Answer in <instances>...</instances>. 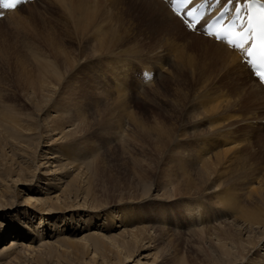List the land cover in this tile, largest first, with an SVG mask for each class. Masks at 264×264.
I'll list each match as a JSON object with an SVG mask.
<instances>
[{
	"label": "rangeland",
	"instance_id": "1",
	"mask_svg": "<svg viewBox=\"0 0 264 264\" xmlns=\"http://www.w3.org/2000/svg\"><path fill=\"white\" fill-rule=\"evenodd\" d=\"M49 1L25 4L0 19V51L27 53L33 49L27 48L28 44L36 43L57 66L63 61H78L59 86L35 92L29 83L37 77L31 67L14 72L0 64V264H264V244L252 250L258 251L252 253L259 254V260L251 263L245 257L239 263V257L228 259L219 254L213 231H196L231 221L235 213L217 203L214 188L209 187L197 199L180 197L183 187L190 191L197 188L196 184L189 188L194 184L189 182L196 178L192 171L198 165L188 170L192 178L187 179V187L182 186L181 174L172 164L184 163L180 159L187 152L195 156L202 148L210 153L215 146L230 147L237 137H202L210 128L204 118L189 126L184 124L187 127L182 125V137L174 136L165 150L152 133L162 124L176 132L168 111L173 114L174 110L176 118L192 119L194 109L182 117L180 108L175 107L184 100L181 93L188 97L186 110L189 104L194 108L202 98L212 100L211 96L216 95L210 85L195 101L199 88L194 91L196 85L186 73L172 71L183 45L181 35H168L156 27L145 29L144 22L138 23L134 17L135 0H89L95 6L94 19L87 21L84 30L75 27L67 14V7L76 0L61 5ZM92 30L103 36L105 48H112L113 53L110 50L95 59L85 58L96 52ZM154 62L161 66L157 68ZM141 66L155 67L154 82H138L136 75ZM63 100L69 103L61 104ZM6 110L17 115L13 127L5 121L3 115L9 114ZM73 112L81 118L69 119ZM64 113L67 123L59 125L57 118ZM233 114L238 136L246 130L255 138L258 128L237 110ZM227 116L217 121L233 119ZM135 121L142 125V131ZM55 126L61 128L51 131ZM195 132L200 133L195 138L183 136ZM66 143L68 150L62 148ZM262 160L264 163V145L249 159L256 172ZM201 182L199 186L204 184ZM148 187H153V192L146 200L128 202L141 198ZM28 196L39 197L57 208L38 210V205L27 204ZM144 226L151 228L148 233L153 238L141 234L130 249L134 250L131 257L125 259L126 249L121 246L124 235L130 238L126 232ZM257 236L255 233V239ZM13 245L12 251L1 253Z\"/></svg>",
	"mask_w": 264,
	"mask_h": 264
},
{
	"label": "bare ground",
	"instance_id": "2",
	"mask_svg": "<svg viewBox=\"0 0 264 264\" xmlns=\"http://www.w3.org/2000/svg\"><path fill=\"white\" fill-rule=\"evenodd\" d=\"M65 1L66 0H50L49 2L64 4ZM88 1L89 0H76V4L72 5L69 3L70 5L67 7V14L71 19H73L74 26L81 30H84L87 21L92 18L94 19L93 12L95 6L91 4L92 2L90 3ZM135 3L136 5L134 4V6L136 7V14L134 15V17L137 18L138 23H140V21L144 22L145 29L151 31L156 27L158 30L165 32L168 35H181L183 45L182 49L178 51V55L174 62L175 69L172 68V71H176L178 75L186 73L196 85L193 88L194 91L199 88L197 90V93H195L198 94L196 95V97H194L195 101L199 98L200 92L203 93L202 91H204L207 86L211 85L212 89L216 92V95H214L213 97L211 96V98H213L212 100L202 98L203 100L200 101V103L197 102L196 104L194 102L196 104L194 108H190L189 104V109H187L188 111L185 107V101H187L188 97L186 93H181V97L184 100L180 103H176L175 107L180 108L182 117L190 114V111H192L190 109H194V111L192 112H194L195 114L192 116V119H188L186 117L176 118L174 110L173 114L170 111L166 112L167 116L169 115L171 117V125L176 128V132L172 130L173 128H171L170 125L162 124L157 127V129H155L152 133L156 135L159 147L162 148V150H165V148L169 146L170 142L173 141L174 136L178 137V135L180 136V134L183 133L182 131H179L182 128V125L186 124L187 126H189L195 122H198L197 120L203 118L207 123L210 124V128L202 133L204 134L202 135V137L207 136V138H213L211 137V135H221L223 137H226L224 135H229V137H237L234 141V144L230 147L227 145L215 146L211 148L210 153L202 148L197 150L195 156H191L188 152L187 154H182L180 160L184 163L176 164L172 161L175 169L179 171L178 174H181L180 181H182V186L186 185L187 187H189L191 182H194V184L192 183L193 185H191L189 188L194 187L195 184L196 186L198 185L197 188L193 191H190L188 189L186 190L183 187L179 192L182 193L180 194V197L190 196L193 199H197V197L200 196V193H204L205 195L204 191L208 190L209 187L214 188L216 189L215 191H217V193L214 194L217 197V203L231 211L233 210L235 213V216L233 217L234 219H232L231 221H223L222 223L217 225L204 226L196 231H199L200 233L205 232L208 234L209 231H213L211 234L215 236L219 243L217 246V248L220 250L219 254L222 256H226L228 259L230 258V256L239 257V259L241 260L239 263L243 262L245 257L249 262H253V260H259L256 259L257 256L259 257V254H254L255 257L253 256V253H257L258 251L253 252L252 250L259 247V243L264 244V163L263 160L262 162H260V164L263 163L262 167L258 172H256L257 170H255V168L252 166V163L249 161V159L253 154L257 152L258 147H263L264 145V132H262L264 131V87L258 82L255 77H253L249 68L241 61L240 56L235 51L228 49L220 42H216L210 38L203 37L189 31L185 26L181 24V20L170 11V9L162 0H135ZM64 6V8L66 9L67 5ZM32 7H35V5H32ZM18 18L19 17H17V19ZM17 24L15 23V25ZM73 30L75 32V29ZM95 32L96 31H94V33ZM89 33L93 34L92 32ZM95 35L96 52L93 54L89 53L90 55L88 54V56L84 55L87 60L96 56L98 57L99 55H106L110 50L112 51V48H105L106 41L101 34L95 33ZM36 40L38 39L36 38ZM37 43L40 44L39 42ZM93 43L92 45H94ZM117 44L118 42L113 44L112 46L110 45V47H115ZM92 45H90V47H92ZM121 45L120 47H118L121 48ZM29 47L33 49H31V51L27 53H14L13 51L8 52L7 50L4 52L0 51V64L4 66V69H8L10 71L13 70L14 72L18 71L19 69L31 67L36 72L37 76L35 81H29L31 85L30 87L34 92L45 90L46 87L51 88V85L54 86L53 88H56L57 85L59 86L61 81L64 80L65 74L68 75L73 68L77 67L78 61L76 59L74 61H67L66 63L65 61H63V65L61 64L62 66H57L55 62L53 63L51 59L42 54L41 47H39L36 43L28 44L27 48ZM118 47L116 49H118ZM86 49L88 48H84V50ZM59 52H61V50H59ZM49 57H51V55ZM59 68H62L63 72H61ZM180 82L181 80L175 83V87L173 89L174 91L178 89V85ZM212 93L211 95H213ZM116 98L119 99V96H116ZM66 103L69 102H65L63 100L61 104ZM63 108L66 107L64 106ZM11 110H6V113L9 112V114H5L3 116L5 117L6 122L8 120L10 121L9 126L13 127L12 123H16L17 115H15V113H13ZM236 110L241 113L242 116L246 117V120H249L258 128L257 132L259 134L257 133V136L255 138H253V132L251 134L246 132V130L242 132L239 131L241 135L238 136L239 133L236 126V119L234 118L233 114ZM57 112L59 113V111ZM64 112L66 113V111ZM65 113L61 114V117L59 116L57 118L59 119L58 121H61V124L59 125H65L67 123L65 122ZM228 114H230V116H227ZM76 115L78 117H74ZM226 116L227 119L232 117L233 119L231 121H217L220 119L223 120ZM80 118L81 117H79L78 112H73V115L69 114V119L77 121ZM135 122L139 130L141 129L142 131V125L140 123L138 124L137 121ZM182 122L184 123L181 124ZM60 128L61 126H55L51 129V131ZM70 131L72 130H68L67 132ZM73 131L70 133H73ZM14 132L17 131L15 130ZM198 134L200 133L195 132L192 134H183V136L187 135V138L188 136L195 138ZM230 140L233 141V139ZM67 144L68 143H66L65 145L62 144V148L64 150H68ZM196 165H198L197 170H195ZM234 167L235 170H233ZM192 169H194L195 171H192ZM185 170L196 172V174L194 173V176L196 178H192V176L190 175V171L186 173ZM233 171L235 173H233ZM229 174H236V176L233 177ZM245 177L249 179L247 180ZM170 178L171 177H169L168 179ZM191 178L192 181H190ZM187 179H189L190 184L186 183ZM200 182L204 184H201V186H199ZM207 182L210 184L208 185ZM227 187L228 189H225ZM242 188L244 189V191L242 190ZM154 190H157L156 186ZM150 192H153V187H148L144 192L145 194H142L140 196L141 198L128 202L139 203L140 200L144 201L147 199L148 195H150ZM25 201L27 202V204L31 203L32 207L38 205L36 208L38 210H50L52 207L57 208L48 204L49 202L47 201L40 200L39 197L28 196ZM199 205L201 204H198V207ZM149 229L151 228L144 226L142 229L136 228L133 231L126 232L131 236L130 238L127 237L126 239V236L124 235V240L121 244V246L126 249L125 259H129L131 257V254L134 250L130 249H132V246H136L135 242L136 240L140 239L139 237L141 234H145L143 238H153L150 237V233H148ZM156 230L162 232L169 231L164 228H157ZM245 233H248L246 237H244ZM255 233L260 236H257L258 239H255ZM13 243L15 242H12V244ZM14 248V245L9 246L7 248H4L1 253L7 254ZM249 253L250 255H252L251 257L248 255ZM181 264H185V262Z\"/></svg>",
	"mask_w": 264,
	"mask_h": 264
},
{
	"label": "snow or ice",
	"instance_id": "3",
	"mask_svg": "<svg viewBox=\"0 0 264 264\" xmlns=\"http://www.w3.org/2000/svg\"><path fill=\"white\" fill-rule=\"evenodd\" d=\"M19 2L20 0H3L0 6L14 9ZM191 3L192 0H172V11L189 30L196 31L201 24L202 16H197L195 9L187 10ZM228 3H232V0H228ZM254 3L259 5L255 13L252 10ZM245 8L248 9L246 22L245 16L241 14ZM235 13V20L227 26L222 20L215 25L208 24L205 29L206 35L217 41H225L228 47L243 53L246 64L264 85V4H260L259 0H243V3L236 5Z\"/></svg>",
	"mask_w": 264,
	"mask_h": 264
}]
</instances>
